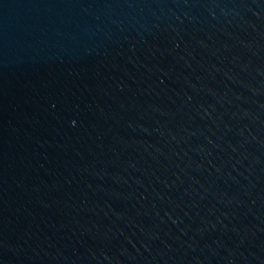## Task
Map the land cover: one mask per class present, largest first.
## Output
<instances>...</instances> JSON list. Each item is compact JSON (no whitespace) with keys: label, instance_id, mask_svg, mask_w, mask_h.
<instances>
[{"label":"water","instance_id":"95a60500","mask_svg":"<svg viewBox=\"0 0 264 264\" xmlns=\"http://www.w3.org/2000/svg\"><path fill=\"white\" fill-rule=\"evenodd\" d=\"M0 264H264V0H0Z\"/></svg>","mask_w":264,"mask_h":264}]
</instances>
